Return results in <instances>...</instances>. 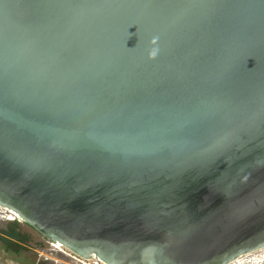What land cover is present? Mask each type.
Instances as JSON below:
<instances>
[{
	"label": "water",
	"instance_id": "1",
	"mask_svg": "<svg viewBox=\"0 0 264 264\" xmlns=\"http://www.w3.org/2000/svg\"><path fill=\"white\" fill-rule=\"evenodd\" d=\"M0 207L104 264L264 248V0H0Z\"/></svg>",
	"mask_w": 264,
	"mask_h": 264
},
{
	"label": "rangeland",
	"instance_id": "2",
	"mask_svg": "<svg viewBox=\"0 0 264 264\" xmlns=\"http://www.w3.org/2000/svg\"><path fill=\"white\" fill-rule=\"evenodd\" d=\"M7 217L13 218L14 216L0 207V227L6 225ZM20 227L23 232L30 235L31 240L27 244L28 250L15 254L5 251L0 244V264H93L94 259L79 258V261L74 259L69 255V251L57 246L25 223L20 222ZM230 264H264V248L244 255Z\"/></svg>",
	"mask_w": 264,
	"mask_h": 264
},
{
	"label": "trees",
	"instance_id": "3",
	"mask_svg": "<svg viewBox=\"0 0 264 264\" xmlns=\"http://www.w3.org/2000/svg\"><path fill=\"white\" fill-rule=\"evenodd\" d=\"M30 240V235L21 230L20 222L16 219L0 227V244L5 251L19 254L21 251L28 250L27 244Z\"/></svg>",
	"mask_w": 264,
	"mask_h": 264
},
{
	"label": "built area",
	"instance_id": "4",
	"mask_svg": "<svg viewBox=\"0 0 264 264\" xmlns=\"http://www.w3.org/2000/svg\"><path fill=\"white\" fill-rule=\"evenodd\" d=\"M69 255H70L71 257H73L74 259L78 260V261L80 260L79 257L75 256V255L72 254V253H69ZM93 264H104V263L93 261Z\"/></svg>",
	"mask_w": 264,
	"mask_h": 264
},
{
	"label": "flooded vegetation",
	"instance_id": "5",
	"mask_svg": "<svg viewBox=\"0 0 264 264\" xmlns=\"http://www.w3.org/2000/svg\"><path fill=\"white\" fill-rule=\"evenodd\" d=\"M3 213L5 214V212H3ZM4 214H3V217L6 215V214H5V215H4ZM6 220H7V222H11V221H13L14 219H12V218H8V217H7ZM5 223H6V222H5ZM7 252H9V251H7Z\"/></svg>",
	"mask_w": 264,
	"mask_h": 264
},
{
	"label": "bare ground",
	"instance_id": "6",
	"mask_svg": "<svg viewBox=\"0 0 264 264\" xmlns=\"http://www.w3.org/2000/svg\"><path fill=\"white\" fill-rule=\"evenodd\" d=\"M57 246H59V245H57ZM94 261H96V260H94ZM97 262V261H96Z\"/></svg>",
	"mask_w": 264,
	"mask_h": 264
}]
</instances>
